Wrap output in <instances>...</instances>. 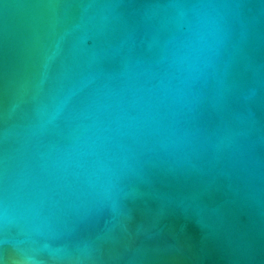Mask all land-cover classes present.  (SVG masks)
<instances>
[{
    "label": "water",
    "instance_id": "obj_1",
    "mask_svg": "<svg viewBox=\"0 0 264 264\" xmlns=\"http://www.w3.org/2000/svg\"><path fill=\"white\" fill-rule=\"evenodd\" d=\"M0 264H264V0H0Z\"/></svg>",
    "mask_w": 264,
    "mask_h": 264
}]
</instances>
